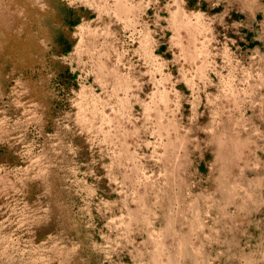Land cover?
<instances>
[{
  "label": "clouds",
  "instance_id": "clouds-1",
  "mask_svg": "<svg viewBox=\"0 0 264 264\" xmlns=\"http://www.w3.org/2000/svg\"><path fill=\"white\" fill-rule=\"evenodd\" d=\"M0 149V264H264V0H0Z\"/></svg>",
  "mask_w": 264,
  "mask_h": 264
},
{
  "label": "rangeland",
  "instance_id": "rangeland-1",
  "mask_svg": "<svg viewBox=\"0 0 264 264\" xmlns=\"http://www.w3.org/2000/svg\"><path fill=\"white\" fill-rule=\"evenodd\" d=\"M150 14H151V12H149V15ZM66 22L70 25L76 23V19L74 18V14L72 12L67 13ZM57 40H58V43L62 46V48H64L65 50L70 48L69 43L67 42V40L63 36H58ZM14 47H15V51L13 52V55L21 54V55H26L28 57L26 60V64L21 69L25 72V75L27 76V75H29L30 71L32 70V67L34 64V61H32L30 59V56L32 53L40 55V50L32 41H25V42L16 43ZM25 50H27L26 53H25ZM164 51H165L164 48L160 49V52H164ZM4 71H7V69H4ZM61 79L64 82H70L72 79H75V78L70 77V75L67 73L66 70H61ZM41 102L46 103V101H44L42 98H41ZM50 130L51 129L49 128V131ZM5 161H7L9 163H14L16 161V158L12 157L11 154L7 153L6 149H0V162H5ZM201 171L202 172L206 171L203 168V166H201ZM30 187H31V190L33 193V196L31 198H34V195L38 190V185L33 184ZM0 203H3V201H0ZM52 230H53L52 228H49V229L41 230L40 232H38V240L43 239V237L46 234H48V232H50ZM69 235L74 237V233L69 234ZM97 239H98V237H97ZM83 254H85V253H82V255ZM95 260H96V258L93 257V264H95Z\"/></svg>",
  "mask_w": 264,
  "mask_h": 264
},
{
  "label": "crops",
  "instance_id": "crops-1",
  "mask_svg": "<svg viewBox=\"0 0 264 264\" xmlns=\"http://www.w3.org/2000/svg\"><path fill=\"white\" fill-rule=\"evenodd\" d=\"M193 3H194V0H193ZM151 15V14H150Z\"/></svg>",
  "mask_w": 264,
  "mask_h": 264
}]
</instances>
